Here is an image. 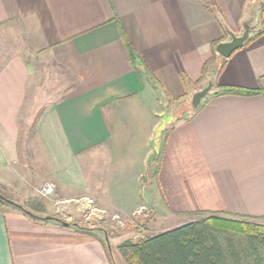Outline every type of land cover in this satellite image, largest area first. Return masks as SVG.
Returning a JSON list of instances; mask_svg holds the SVG:
<instances>
[{"label":"crops","instance_id":"0c3cea01","mask_svg":"<svg viewBox=\"0 0 264 264\" xmlns=\"http://www.w3.org/2000/svg\"><path fill=\"white\" fill-rule=\"evenodd\" d=\"M40 69L64 93L29 104ZM41 181L77 211L179 220L157 233L205 212L264 223V1L0 0V185L28 200ZM69 223L0 202V264H128L127 238Z\"/></svg>","mask_w":264,"mask_h":264},{"label":"trees","instance_id":"16d2710c","mask_svg":"<svg viewBox=\"0 0 264 264\" xmlns=\"http://www.w3.org/2000/svg\"><path fill=\"white\" fill-rule=\"evenodd\" d=\"M226 59L224 57L222 65ZM209 64L204 67L205 73ZM228 91L234 90L228 88ZM7 199L14 200L0 190V202L6 203ZM21 206L20 209L36 219L47 216L44 200L39 197H31ZM203 214L206 215L201 219L166 232L140 240L128 238L118 248L128 264H264V223L261 220L224 213ZM50 216V219L65 221Z\"/></svg>","mask_w":264,"mask_h":264},{"label":"rangeland","instance_id":"374dc122","mask_svg":"<svg viewBox=\"0 0 264 264\" xmlns=\"http://www.w3.org/2000/svg\"><path fill=\"white\" fill-rule=\"evenodd\" d=\"M58 74H50L48 69L43 70H38L37 77L35 79H32L34 81L31 82V94H30V99H29V104L33 99H35L36 104H45V102L49 101H54L58 99L61 95H63L64 90L60 89V79L58 78ZM38 82V84H37ZM180 115H186L185 112L181 113ZM28 161H31L30 159ZM33 164V163H31ZM154 170L153 166L151 167L150 171L146 174L145 176V181H148V176L152 173ZM44 183H49L46 181H41V184ZM39 185H36L34 188L32 187L31 194H29L30 198L31 197H39L40 199L44 200V203L47 208V216H55L59 218L60 220H65L67 222L71 223H81L83 225H99L104 228V230L107 232V235L109 237L111 236H118L121 235L123 238H132L134 240H140L142 237L147 236V235H154L155 233L162 231L164 226L166 224H173L174 222L177 221H168L167 219L165 220L161 214H157V221L159 225L156 227L153 226V224L150 222L152 217L150 216L151 214L147 213V216L142 215L140 217H133L129 218L126 220V223L124 226H118L115 224L110 216L103 217L101 220H91L87 219L88 212L87 211H77L76 206L73 205L74 203L69 204H56V201L59 199L56 191L53 194V196H50L49 198L42 197L36 193V188ZM0 190H2L5 194L9 196H13V199L16 201V203L24 205L26 203V199L21 197V195H17L13 193L12 191H9L7 188H5L3 185H0ZM26 197V196H25ZM67 205V206H65ZM78 205V204H77ZM68 209L70 210V213L67 214L66 212H62L63 209ZM133 214V213H132ZM131 214V215H132ZM42 216H46L45 214H41ZM147 217H150L147 219ZM91 220V221H90ZM150 222V223H149ZM148 223V224H147ZM156 223V224H158ZM164 225V226H162ZM173 226V225H170ZM107 239V237H106Z\"/></svg>","mask_w":264,"mask_h":264},{"label":"built area","instance_id":"2783aa9c","mask_svg":"<svg viewBox=\"0 0 264 264\" xmlns=\"http://www.w3.org/2000/svg\"><path fill=\"white\" fill-rule=\"evenodd\" d=\"M56 189H57L56 183L49 181V183H44V184H41L40 186H38L36 188V193L42 197L49 198L50 196H53ZM56 204L62 205V204H67V203L57 200ZM77 204H78V206H80L82 211L88 212V216H87L88 220L91 219V220L97 221V220H101L103 217H106L109 215L111 220L115 224H117L118 226H124L126 223V220H125L126 218L122 217V215H120L119 213L110 214L106 210H103V209L100 210L97 206H95L94 200L90 197L80 199L77 202ZM65 206H67V205H65ZM63 211L66 212L67 214L70 213V210L65 209V208L62 210V212ZM142 215L147 216V209L145 207H140V209L136 210L132 215H130L128 217L131 219L133 217L138 218Z\"/></svg>","mask_w":264,"mask_h":264},{"label":"water","instance_id":"95a60500","mask_svg":"<svg viewBox=\"0 0 264 264\" xmlns=\"http://www.w3.org/2000/svg\"><path fill=\"white\" fill-rule=\"evenodd\" d=\"M264 1V0H262ZM250 34V28L245 27L244 33L243 35H236L234 33H232V38L230 41H223V43H219L216 46V50L217 52L224 58V57H230L232 55V53H234L236 51V49L240 48L243 46V44L248 40ZM213 75L211 74L208 78V83L207 86L204 87L203 89H200L198 92H196L192 98V104L193 107L195 109H198L200 107V104L202 102V100L210 93V91L213 88ZM7 203L9 204H13L16 205L18 207H22L20 204L16 203L14 200H6ZM51 216H46L44 217L45 220H50ZM62 223H64L65 225H70L69 222L67 221H63ZM108 239V237H107Z\"/></svg>","mask_w":264,"mask_h":264}]
</instances>
